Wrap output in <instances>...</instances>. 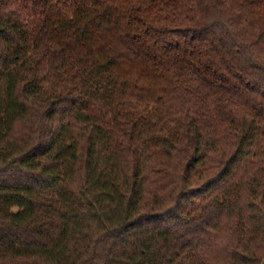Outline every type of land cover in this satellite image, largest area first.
I'll use <instances>...</instances> for the list:
<instances>
[{"label": "trees", "instance_id": "trees-1", "mask_svg": "<svg viewBox=\"0 0 264 264\" xmlns=\"http://www.w3.org/2000/svg\"><path fill=\"white\" fill-rule=\"evenodd\" d=\"M0 264H264V0H0Z\"/></svg>", "mask_w": 264, "mask_h": 264}]
</instances>
